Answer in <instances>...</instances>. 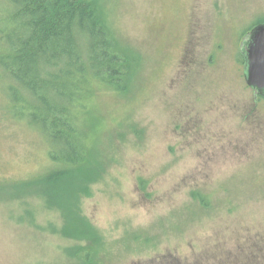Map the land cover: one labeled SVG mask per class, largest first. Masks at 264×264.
<instances>
[{"label":"rangeland","instance_id":"374dc122","mask_svg":"<svg viewBox=\"0 0 264 264\" xmlns=\"http://www.w3.org/2000/svg\"><path fill=\"white\" fill-rule=\"evenodd\" d=\"M109 8L140 68L128 92L92 84L86 95L82 127L99 162L79 210L97 237L82 223L64 231L66 210L33 192L0 198V264H81L80 247L89 264H264V101L238 53L264 0ZM43 150L27 128H0V182L36 176Z\"/></svg>","mask_w":264,"mask_h":264},{"label":"trees","instance_id":"16d2710c","mask_svg":"<svg viewBox=\"0 0 264 264\" xmlns=\"http://www.w3.org/2000/svg\"><path fill=\"white\" fill-rule=\"evenodd\" d=\"M111 5L112 0H0L5 13L0 18V128L14 124L38 134L47 159L45 169L30 179L0 182V198L33 192L66 210L64 231L79 232L82 223L93 239L96 232L79 210L99 162L82 127L86 95L92 84L126 93L140 68L138 57L114 33ZM86 249H76L81 264H89L78 253Z\"/></svg>","mask_w":264,"mask_h":264},{"label":"water","instance_id":"95a60500","mask_svg":"<svg viewBox=\"0 0 264 264\" xmlns=\"http://www.w3.org/2000/svg\"><path fill=\"white\" fill-rule=\"evenodd\" d=\"M240 53L244 59L243 77L246 85L264 97V23L256 24L244 35L240 43Z\"/></svg>","mask_w":264,"mask_h":264},{"label":"flooded vegetation","instance_id":"af4514ba","mask_svg":"<svg viewBox=\"0 0 264 264\" xmlns=\"http://www.w3.org/2000/svg\"><path fill=\"white\" fill-rule=\"evenodd\" d=\"M239 45H240V43H239ZM238 53H239V55H240V57H241V59H242V77H243V66H244V59H243V56H242V54L240 53V51L238 50ZM252 90V89H251ZM253 91V90H252ZM254 92H253V100H254ZM257 98V97H256ZM254 103H256V101L254 100ZM255 105H257V103L255 104Z\"/></svg>","mask_w":264,"mask_h":264}]
</instances>
